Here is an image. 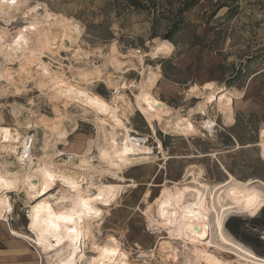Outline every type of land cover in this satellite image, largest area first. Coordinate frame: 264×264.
I'll return each mask as SVG.
<instances>
[{"label": "rangeland", "instance_id": "1", "mask_svg": "<svg viewBox=\"0 0 264 264\" xmlns=\"http://www.w3.org/2000/svg\"><path fill=\"white\" fill-rule=\"evenodd\" d=\"M218 1L203 0L187 16L186 26L170 42L174 51L169 57L153 55L166 41L163 36L168 30L167 16L158 18L153 35V16L135 10L126 0H25V7L14 13V20H7L10 23L0 17V31L8 32L15 41L30 29L26 13L34 7H40L39 13L46 15L49 21L73 22L81 32L77 46L91 55L88 60L85 56L76 57L77 60L74 50L78 47L72 46L68 40L62 43L70 52L69 49L61 51L59 56H49L50 53L46 52L43 60L70 79L77 78L80 69L92 71L100 68L101 75L94 80L96 83L91 89L110 103L116 92L108 85L109 76L121 77L130 85L125 92L134 104L137 92L131 84H139L148 68L161 76L154 94L182 116L194 111L204 101L199 93H189L194 86L202 87L212 82L242 94L235 100L234 126L225 125L213 101L207 118L197 113L193 116L199 130L197 134L166 132L161 129L159 121H154V135L135 105L132 112L126 111L128 120L123 119L135 132L132 135L145 139L157 158L150 164L127 169L122 175L105 177L106 182L123 184L125 189L92 227L101 239L107 235L121 239L134 264H164L165 261L181 264L182 257L171 260L161 253L160 239L167 237V233L153 228L151 219L166 184L173 187V183L183 180L191 165L202 167L204 178L213 184L227 180L225 170L242 182L250 179L264 182V148L260 139L264 127V0H222L227 6L223 9ZM113 50L120 65L109 59ZM0 62V71L2 67L7 68L15 77L9 81L0 80V125L16 123L12 110L17 106L22 109V121L32 115H40L46 120L67 117L63 124L67 130L71 128L69 146L60 147L65 160L74 154L83 155L92 141L97 144L101 131L98 132L96 126L95 112L87 111L88 115L80 104L55 101L47 90L44 92L38 87L35 80L22 79L23 70L18 60L11 64L0 57ZM203 117L216 120L218 126L213 134L202 128ZM30 134L35 137L34 153L38 154L44 131L40 129ZM162 150L167 160H164ZM90 153L95 163L97 158L103 162L107 160L96 145L92 146ZM15 158L6 153L2 154L1 160L20 167ZM61 187L64 188L59 181H54V189L41 195L34 206L43 204ZM11 196L13 213L9 222L0 221V264H42L40 255L31 247L32 243L15 239L8 231L10 226L24 229L30 210L24 194L12 193ZM55 202L59 203L58 200ZM231 219L237 220L230 224V228L236 230L234 236L259 256H264V206L251 217L233 216ZM86 253L89 257L93 255L88 249ZM222 254H218L221 259L235 258L225 252Z\"/></svg>", "mask_w": 264, "mask_h": 264}, {"label": "bare ground", "instance_id": "2", "mask_svg": "<svg viewBox=\"0 0 264 264\" xmlns=\"http://www.w3.org/2000/svg\"><path fill=\"white\" fill-rule=\"evenodd\" d=\"M25 5V0H15V3L0 0V17L10 23L7 20L13 19L14 13ZM40 10V7H34L27 11L30 29L16 41L8 32L0 31V57L11 64L18 60L23 70L22 79L32 78L55 101L80 104L87 114V111L95 112L101 137L97 144L92 141L83 155L74 154L73 160H65V153L60 147L69 146L71 128L67 130L63 124L67 117L46 120L40 115H32L22 121V109L14 106L12 113L16 123L0 125V221H8L13 213L11 194H24L26 204L30 205L27 225L22 230L9 225L8 231L15 239L32 243L31 247L40 255L42 264H134L121 239L115 235L101 239L92 227L104 217L107 208L116 203L125 189L123 184L106 182L105 177L122 175L127 169L150 164L157 158L145 139L132 135L135 132L123 119L128 120L126 111L132 112L136 106L154 135V121H159L161 129L166 132L197 134L199 130L193 116L197 113L207 118L213 101L225 125L234 126V104L242 94L212 82L202 87L194 86L189 93H199L204 101L194 111L182 116L154 94L161 76L148 68L144 70L139 84H131L137 92L134 104L125 92L130 85L121 77L108 75V85L116 92L110 103L91 89V85L96 83L94 80L101 75L100 68L92 71L78 69L77 78L73 76L70 79L43 60L46 52L50 53H46L49 56H59L61 51H68L69 48L62 43L64 40L78 47L81 32L73 22L49 21L46 15L39 13ZM173 51L174 46L164 41L153 55L169 57ZM111 53L109 59L120 65L115 51ZM74 56L78 59L85 56L87 59L91 55L78 47ZM2 69L0 80L15 79L13 71ZM122 111L124 113L121 114ZM203 118L202 128L213 134L218 126L216 120ZM40 129L44 131L40 153L35 152L27 163L21 162L19 156L26 135ZM260 135L264 148V127ZM93 145L105 155L106 161L96 157L95 163L94 158H90ZM6 153L14 155L21 166L2 161V154ZM162 153L167 160L163 150ZM204 172L202 167L191 165L183 180L173 183V187L166 184L151 219L153 228L167 233V237L160 239L161 253L171 260L182 257L181 264H264V256H259L227 228L229 218L251 217L261 210L264 206V182L258 179L242 182L225 170L227 180L213 184L204 178ZM54 181H59L64 188H59L57 194H50L43 204L34 206L41 195L54 189ZM60 217L70 219L72 223H65ZM86 249L93 253L91 257L87 256ZM221 252L236 259L230 256L221 259L218 257ZM167 262L164 264H169Z\"/></svg>", "mask_w": 264, "mask_h": 264}, {"label": "trees", "instance_id": "3", "mask_svg": "<svg viewBox=\"0 0 264 264\" xmlns=\"http://www.w3.org/2000/svg\"><path fill=\"white\" fill-rule=\"evenodd\" d=\"M135 10L153 16V35L155 34V26L160 16H167L165 20L168 22L167 33L163 39L172 42L175 36L186 26L187 16L191 14L203 0H126ZM220 9L227 7L223 5L222 0ZM236 219L227 222L229 231L236 235V230L230 228L231 223H235ZM259 223V222H255Z\"/></svg>", "mask_w": 264, "mask_h": 264}, {"label": "built area", "instance_id": "4", "mask_svg": "<svg viewBox=\"0 0 264 264\" xmlns=\"http://www.w3.org/2000/svg\"><path fill=\"white\" fill-rule=\"evenodd\" d=\"M35 151V137L34 135L30 134V132L26 135L25 143L23 145V148L20 151V159L21 162L27 163L29 159L32 158V155ZM73 156H70V160H73Z\"/></svg>", "mask_w": 264, "mask_h": 264}, {"label": "snow or ice", "instance_id": "5", "mask_svg": "<svg viewBox=\"0 0 264 264\" xmlns=\"http://www.w3.org/2000/svg\"><path fill=\"white\" fill-rule=\"evenodd\" d=\"M13 3H15V0H12ZM96 215H99V213H96ZM59 219L64 220L65 223H72L70 219L65 220L63 217H60Z\"/></svg>", "mask_w": 264, "mask_h": 264}]
</instances>
